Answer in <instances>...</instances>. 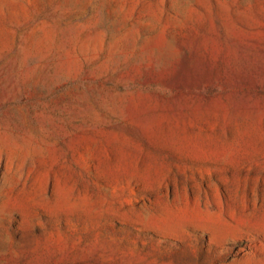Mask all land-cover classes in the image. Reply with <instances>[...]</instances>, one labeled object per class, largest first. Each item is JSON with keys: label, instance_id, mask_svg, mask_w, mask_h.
<instances>
[{"label": "rangeland", "instance_id": "374dc122", "mask_svg": "<svg viewBox=\"0 0 264 264\" xmlns=\"http://www.w3.org/2000/svg\"><path fill=\"white\" fill-rule=\"evenodd\" d=\"M0 264H264V0H0Z\"/></svg>", "mask_w": 264, "mask_h": 264}]
</instances>
